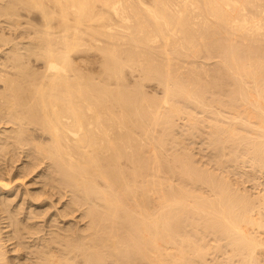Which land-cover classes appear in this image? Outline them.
<instances>
[{"label": "bare ground", "instance_id": "6f19581e", "mask_svg": "<svg viewBox=\"0 0 264 264\" xmlns=\"http://www.w3.org/2000/svg\"><path fill=\"white\" fill-rule=\"evenodd\" d=\"M148 1L0 0V14L8 17L11 27L12 24L21 23L23 16L29 23L32 19L30 13L35 9L39 10L36 12H40L42 24L46 25L43 30L37 28L42 32L37 33L33 29L34 35H41H36L39 38L37 42L33 40L38 48L30 49L31 53L38 55L37 58L44 59V71L36 72L25 66L23 63L26 60L20 56L21 52L16 53V47H20L16 45L15 50L10 48L14 50V59L19 61L18 69L6 72L10 67L6 65L7 70L0 72V154L4 149L21 147L27 149L26 157L32 155L39 158L41 154L46 156V160L48 157L54 173L59 174L58 179L70 186L72 201L77 205H87L82 206L86 207L85 216L89 217L88 224L84 221L87 227L84 224L82 228L85 226V229L80 226L81 230L79 227L77 230L73 224L75 229H68L67 226L65 229L64 223L62 227L56 222L65 230L53 228L51 230L55 229V233L49 232L51 235L42 236L39 240L34 236L38 240L34 244L35 247L38 244L33 254L36 260H29L27 264H262L264 260V194L257 193L258 197L254 198V195L251 198L249 191L243 188L240 191V186L236 189L232 184L234 182L228 181L227 174L230 172L226 173L224 167L219 168L225 171L227 178L223 173L219 172L222 176L218 177L215 171L216 175L209 172L214 166L208 170L203 166L197 167L192 155L194 152L191 150V153L188 148L186 150L188 145L185 147L183 139L173 140L180 145L169 151L170 147L166 146L167 134L156 136L158 133L154 135L150 130L153 125L158 129L157 124H163L168 133L173 129V124L177 125L174 123L175 117L181 115H187L195 130L200 119L194 117L190 109L187 111L183 107V104L192 105L210 114L207 116L209 125L205 126L210 127L207 131L215 143L212 145L219 146V152L227 150L230 153L233 150L236 156L244 149L251 162L249 168L245 167L249 170L253 169H250L254 166L252 164H264V0ZM21 7L26 9V14L21 13L23 9L19 11ZM55 21L61 30L64 29L63 34L56 35L54 32L60 30L54 29L57 27V24L53 25ZM95 23L99 24L98 28ZM83 24L88 25L82 29ZM13 27L16 29L15 25ZM84 34L91 36L90 40L99 39L97 35L102 36V42L95 43L104 58V62L99 63L102 71H96L100 72L98 75L94 71L90 74L84 72L82 66L79 67L81 56H77L80 53L74 56L75 52L85 50L88 44L82 42ZM258 39L262 41L256 42L260 41ZM16 41L21 43L23 40ZM140 45L143 46L142 51L139 50ZM202 49L216 52L219 56L217 67H214L215 64L213 66L219 72L212 69L218 73L212 81L213 85L209 81L215 77L209 80L204 74L212 67L205 66L206 69L202 65L197 66V63L190 65V58L194 59ZM23 50L27 51L28 56V49ZM76 57L80 60L79 64L74 61ZM29 59L32 60L31 57ZM127 66L134 67L136 71L142 69L141 78L144 81L157 78L164 84L165 95L161 97L162 100L159 99L160 104L147 97L144 91L139 90V98L136 97L138 94L135 96L132 93L131 86L127 90L122 85L126 74H123V70ZM114 81H117V86L112 85ZM125 85L129 87L127 83ZM141 85L144 86V83ZM207 87L211 90L213 88L209 87H217L225 96L220 95L223 99L219 97L218 100L211 95L216 98L215 102H208L204 98ZM208 98L211 99L210 95ZM218 106L222 111L218 110L221 109ZM212 145L206 147L211 150ZM214 150L217 151L213 148L210 154H215ZM228 152L223 154L227 155ZM205 156H202V160ZM228 157H232L231 154ZM241 158L235 160L243 162ZM248 158L244 157L243 160ZM232 161L229 164H233ZM35 163L30 165L35 168ZM49 173L45 174L46 177ZM172 175H176L178 180L173 179ZM1 181V185L6 187L4 180ZM54 184L57 187L58 182ZM9 229L4 228L6 232ZM3 232L0 233V264H14L11 259L6 261L8 247L4 249L5 245H2L1 240H5L1 236ZM9 234H6L7 238ZM12 236L13 242L17 236L14 240ZM31 239L33 236H30ZM12 244L14 246V242ZM26 247L30 251L33 248H29V244ZM21 251L17 252L22 255ZM19 254L14 257L20 258ZM23 261L19 264H25Z\"/></svg>", "mask_w": 264, "mask_h": 264}, {"label": "rangeland", "instance_id": "374dc122", "mask_svg": "<svg viewBox=\"0 0 264 264\" xmlns=\"http://www.w3.org/2000/svg\"><path fill=\"white\" fill-rule=\"evenodd\" d=\"M148 2H150V1H148V0H146V3H148ZM99 6V5H98ZM97 6V7H98ZM24 11H23V10ZM97 9H99V7L97 8ZM21 10H22V12H21ZM25 8H23V7H21L20 8V12L22 13V14H26V12H25ZM36 11H39V10H37V9H35V10H32L31 11V18L32 19H30L29 20V23H28V20L26 21V17H24L23 16V20L21 21V23H19V24H12V27H11V25H10V21L7 19L8 17H5V15H1L0 14V62H4L3 64L2 63H0L1 65V67H0V72L2 71V72H5V70H7V67H6V65H8V70L6 71V72H9L10 70H12L11 72H14V71H16V69H18V68H16L17 67V65H18V62L19 61H16V59H14L15 57V53H13L14 52V50L16 49V51L18 50V52H16V53H20L21 52V54H20V56H22V57H24V59L26 60L25 62H24V59L23 58H21V61H22V59H23V61L22 62H24L23 64L25 65V66H27L30 70H32L33 69V71H36V72H42V71H44L43 69H45L46 68V64H45V61H44V59L43 58H41V57H39V58H37L38 57V55L37 56H35V54H34V52L33 53H31V50L33 51V49H35V47H37L38 48V46L36 45L37 43H34V41H38V35L40 34L41 35V33H39V34H36L35 33V35H34V32L35 31H37V33H38V29L40 28V30L42 29H44L45 27H46V25L43 23L42 24V22H43V19H42V16H41V14H40V12H36ZM25 12V13H24ZM34 19H36V20H34ZM32 20H34L33 22H32ZM6 22V23H5ZM26 22V23H25ZM56 22V23H55ZM54 23H53V25L55 26L56 24V26L57 27H55L54 29H60V26L58 25V22L57 21H55ZM21 24V25H20ZM24 24V25H23ZM97 23H95V25H96ZM2 25V26H1ZM15 25V28L16 29H14V26ZM17 25V26H16ZM86 25H88V24H83V25H81V28L82 29H84L85 28V26ZM94 25V26H95ZM98 26L96 27V28H98L99 27V24H97ZM20 26V27H19ZM25 26H28V27H25ZM43 26V27H42ZM24 27V28H23ZM32 27V28H31ZM59 27V28H58ZM13 28V29H12ZM35 28V31H33V29ZM38 28V29H37ZM6 29V30H5ZM27 29V30H26ZM2 30H5V31H3V34L1 33L2 32ZM63 30L64 29H60L59 31H54L55 33H56V35H61V32H62V34L65 32H63ZM14 31V32H13ZM25 31V32H24ZM8 32V33H7ZM22 32V33H21ZM39 32H42V31H39ZM6 33H7V36H6ZM21 33V34H20ZM24 33V34H23ZM54 33V34H55ZM57 33H59V34H57ZM5 34V35H4ZM23 35L22 37L20 36V35ZM33 34V35H32ZM37 35V36H36ZM39 35V36H40ZM2 36V37H1ZM5 36V37H4ZM31 36V37H30ZM88 38H87V37ZM34 37H36V38H34ZM89 37H91V36H89L88 34H84V39L82 40V42L84 43V45H86L85 43H88L87 45H86V48H85V50L84 49H81V50H79L80 52H75V54H74V56L76 55H78V53H80L77 57H79V56H81L80 57V60H81V65H79V67L80 66H82V70H85L84 72H95L96 73V71H99V70H101V69H99L100 67H99V63H101V62H104V60H102V59H104L102 56V53L100 52V50L98 51V49L95 47V45L96 44H98V42L100 43V42H102V40L100 41V39H102L101 37V35H97V37H99V39H94L95 41L96 40H98V41H94L92 38H91V40H90V38ZM5 38V39H4ZM16 38V39H15ZM23 38V39H22ZM34 38V39H33ZM38 38V39H37ZM23 40L21 43L19 42V41H16V40ZM25 39H27L28 41H30L31 40V42H27V40L25 41ZM36 39V40H35ZM85 39H86V41H85ZM87 39H89V40H87ZM34 40V41H33ZM258 40H260V41H256V42H261L262 41V39H258ZM13 41H15V44H14V42ZM89 41V42H88ZM92 41V42H91ZM4 42V43H3ZM16 42H17V44H16ZM26 44H25V43ZM90 42L92 43V44H90ZM94 42V43H93ZM10 43V44H9ZM18 43H20V44H18ZM30 43H32L31 45H30ZM33 43H34V45H33ZM96 43V44H95ZM13 44V45H12ZM16 45L17 46H20L19 47V49H18V47H16ZM22 45V46H21ZM29 46L28 48H27V46ZM24 46V47H23ZM95 47V49H94V47ZM13 48L14 49V47H16L13 51L11 50V48ZM26 47V48H25ZM31 47V48H30ZM143 46H139V50H143V48H142ZM90 48V49H89ZM141 48V49H140ZM10 49V50H9ZM22 49H28V56L26 55L27 53V51L25 52L24 50L23 51H21ZM31 49V50H30ZM7 50V51H6ZM205 51V52H203V51ZM201 50V52H198V54H197V56H194V59H193V57L192 58H190V65H191V63H194V64H196L197 66H203L204 68H206L207 69V67L208 66H210V67H212L211 69H207V74L206 73H204L205 74V77L208 79L209 78V80H210V78L211 77H215L214 79H212L211 78V80L209 81V82H211L212 83V81H214L216 78H217V75L216 74H218L217 72H219V71H217L218 69H215L216 67H217V62H216V60H218V57L219 56H217L218 55V53H216V52H207L205 49H202ZM30 51V52H29ZM84 51V52H83ZM99 53H98V52ZM23 52H25V53H23ZM203 53H206L207 55H204ZM209 53V54H208ZM213 54V56H211L212 54ZM9 54V56L7 57V55ZM13 54V55H12ZM202 54V55H201ZM215 54H216V56H215ZM11 55V56H10ZM25 55V56H24ZM31 55V56H30ZM26 57V58H25ZM29 57H31V59L32 60H30L29 59ZM77 57H76V59L74 58V61L76 60V63L78 62V64L80 63V60H79V58H78V60H77ZM84 57V58H83ZM100 57V58H99ZM196 57H199V58H197L198 60H200V61H202V62H198V60H196ZM203 57V58H202ZM206 57V58H205ZM209 57V58H208ZM7 58H9V60L7 59ZM10 58H13V59H11L10 60ZM28 58V59H27ZM34 58V59H33ZM7 59V60H6ZM37 59H39V60H37ZM82 59H84V60H82ZM28 60V61H27ZM192 60V61H191ZM205 60V61H204ZM210 60V61H209ZM16 61V62H15ZM44 61V62H43ZM197 61V62H196ZM6 62V63H5ZM7 62H8V64H7ZM203 62H205V63H203ZM10 63V64H9ZM12 63V64H11ZM14 63V64H13ZM16 63V64H15ZM30 63V65H31V67H30V65L28 66V64ZM32 63V64H31ZM189 63V62H188ZM210 64V65H208V64ZM43 64H45V67L43 66ZM77 64V65H78ZM193 64V65H194ZM213 64V65H212ZM214 64H215V66H214ZM3 65V66H2ZM16 65V66H15ZM34 66V67H33ZM100 66H102L103 67V64H101ZM201 66V67H202ZM205 66H207V67H205ZM213 66L215 67V68H213ZM4 67V68H3ZM210 67H208V68H210ZM6 68V69H5ZM11 68V69H10ZM13 68V69H12ZM35 68V69H34ZM36 68H37V70H36ZM128 68V69H127ZM127 68H125V70H123V74L124 73H126L124 76H123V80L125 79V83L123 82L122 83V85L127 89V90H129L130 89V86H131V91H132V93L136 96L137 94V96L136 97H139L140 98V95L141 94H139V90H141L146 96L148 95V96H150L149 98H151L153 101H155L156 100V104H160L161 103V101L160 100H162V98L164 97L163 95H165V88L163 87L164 86V84H162V82H160L157 78H151L150 80L149 79H147V81H144L143 80V78H141V77H143L142 75H143V70L142 69H138L137 71H136V69L134 68H130V66L128 67L127 66ZM15 69V70H14ZM40 71H39V70ZM215 69L217 72H213V70ZM4 70V71H3ZM14 70V71H13ZM127 70V71H126ZM128 70H129V72H128ZM131 70V71H130ZM142 70V71H141ZM208 70H210V71H208ZM214 70V71H215ZM102 71V70H101ZM124 71H126V72H124ZM86 72V73H87ZM133 72H135V73H133ZM139 72V73H138ZM142 72V73H141ZM209 72H212L213 73V75H210V74H212V73H210L209 74ZM94 73V74H95ZM100 73V72H99ZM99 73H96L97 75L99 74ZM141 73V74H140ZM215 73V74H214ZM90 74V73H89ZM133 74V75H132ZM140 74V75H139ZM136 75V76H135ZM140 77V79L138 78V76ZM210 75V76H209ZM132 76V77H131ZM208 76V77H207ZM127 77V78H126ZM97 78H99V77H97ZM131 79V80H130ZM142 79V80H141ZM153 79H156V80H153ZM137 80H139V82L137 81ZM149 80V81H148ZM130 81V82H129ZM151 81V83H149ZM160 82V83H159ZM0 83H1V81H0ZM116 83V84H115ZM128 84L129 85V87L127 86V85H125V84ZM137 83V84H136ZM139 83H140V85L141 84H143L144 83V86L143 85H139ZM135 84V85H134ZM147 84V85H146ZM159 84V85H158ZM112 85H114V86H117L118 85V83H117V81H114V83L112 82ZM134 85V86H133ZM162 85V86H161ZM211 85H213V83L211 84ZM133 86V87H132ZM135 86H136V88H135ZM140 86V87H139ZM158 86V87H157ZM210 86V85H209ZM134 88V89H133ZM209 88H213L212 90L211 89H208V87H207V90H205L204 89V98H205V100L207 101L208 100V102L210 101V100H213V101H211V102H215L214 101V99H216V98H218V100H219V97H221L222 99H223V97L225 96V94L224 93H221V91L219 92L218 90H217V87H209ZM214 88H216L215 90L216 91H213L214 90ZM144 89V90H143ZM134 90H135V92H134ZM137 90V91H136ZM140 91V92H141ZM164 91V92H163ZM208 91V92H207ZM206 92V93H205ZM209 92H211V94H209ZM216 92H217V94H216ZM219 92V93H218ZM214 95H213V94ZM218 95V96H216V95ZM160 97H159V96ZM162 95V96H161ZM207 95V96H206ZM210 95V98L211 99H209L208 98V96ZM211 95L212 96H215V97H211ZM220 95H222V96H220ZM147 96V97H148ZM162 97V98H161ZM208 98V99H207ZM160 99V100H159ZM221 99V100H222ZM159 100V101H158ZM160 102V103H159ZM154 103V102H153ZM188 106H190V107H188ZM183 107H185L184 109H188L187 111H190L192 114H194V117H196V118H199L200 119V124H199V128L197 129H193L192 127H191V121L189 120V118L187 117V115L185 116V115H181V116H177V117H175V119H174V123H177V125L176 124H173V129L172 130H170L168 133H171V134H168V133H166L165 132V126H163V124H157V128L159 129H155L156 128V125H153L152 127H151V131L154 133V135H156L157 133V135L156 136H161V135H164V136H166V134H167V137H166V139H168L167 140V148H168V146L170 147V148H168V150L170 149H173L175 146H179L180 144H176V143H174V141L173 140H175L176 141V139H177V141L178 140H184L185 141V147L188 145V147H186V150H187V148H188V151H190L191 153H192V151L195 153H192V155H193V157H195L194 158V163H195V165H197V167L198 166H200V167H202L203 166V169H207V168H209V167H213L214 166V168H213V170L211 169L209 172H211L212 174H219V175H217L218 177H221L222 175V173H223V175H225V177L224 178H229L228 179V181L229 182H234V183H232V184H235V185H233L236 189H237V187L238 186H240V188L238 187V189L241 191V189L242 190H246V191H249V193H248V196L250 195V197L251 198H253L252 196H254L255 195V197L254 198H256V194L258 193V195H260L259 193H261V195H263L264 193H262V191H264V167L262 166V165H264V164H252V165H254L253 167H250V169L251 168H253V169H251V170H249V169H246L245 167H247V168H249V166H250V158H248V156H247V152L243 149V151L241 152V154H239V155H236L235 156V154H237L235 151H231L230 149H228V150H230V153L227 151V150H225V152L227 153H229V154H231V156L232 157H228L229 156V154H223V153H225V152H223L222 153V151L220 150V152H219V150L217 149L218 147H217V145H216V147H214L215 145H212V144H215L214 143V141H212L211 140V134L208 132L210 129V127L209 126H205V125H209V120H208V115H210V114H207V112L206 111H203L202 112V110L201 109H199V108H195L194 106H192V105H185L184 106V104H183ZM218 107H220L221 108V106H218ZM163 108V107H162ZM192 108V109H191ZM195 108V109H194ZM190 109V110H189ZM196 109H197V111H196ZM194 110H195V112H194ZM198 110H200V111H198ZM218 110L220 111H222V108L221 109H219L218 108ZM187 114V113H186ZM197 114V115H196ZM201 114V115H200ZM205 114H206V116H205ZM202 115H204V116H202ZM200 116V117H199ZM208 116V117H207ZM179 117V118H178ZM180 117H181V120H180ZM182 117H185L184 119L182 118ZM204 117V118H203ZM176 119H177V121H178V119H179V123L176 121ZM206 119H207V121H206ZM186 120V121H185ZM181 121H184L183 123L181 122ZM187 122V126L185 125V123ZM205 122H207V123H205ZM189 124V125H188ZM176 125V126H175ZM179 125L181 126L180 128H178L179 127ZM182 125H184L183 126V128H182ZM158 126H160V127H158ZM161 126H162V128H161ZM185 126H186V129H185ZM188 126H189V128H188ZM176 127H177V129H176ZM203 127V128H202ZM209 127V128H208ZM153 128V129H152ZM164 128V129H163ZM182 128V129H181ZM202 128V129H201ZM207 128V129H206ZM162 129H163V131H162ZM176 129V130H175ZM188 129H189V131H188ZM190 129H191V131H190ZM205 129V130H204ZM176 132L175 134H174V131ZM179 130H181V131H179ZM194 132H193V131ZM197 130H198V132H197ZM208 130V131H207ZM154 131H156V132H154ZM171 131H173V132H171ZM182 131H183V133H182ZM202 131H203V133H202ZM205 131V132H204ZM163 132H165V133H163ZM178 132H180V133H178ZM187 132H188V134L190 135H188L187 134ZM206 132H208V133H206ZM156 133V134H155ZM163 133V134H162ZM184 133L185 134H187V135H184ZM191 133V134H190ZM196 133L198 134L197 136H196ZM202 133V134H201ZM205 133V134H204ZM177 134H179V136H176ZM183 134V135H182ZM207 134V135H206ZM171 135H173L172 137H171ZM205 135V137H202V136H204ZM170 136V137H169ZM176 136V137H175ZM184 136H186V138L184 137ZM188 136H189V138H188ZM193 136V137H192ZM195 136V137H194ZM200 136H201V138H200ZM175 139H174V138ZM181 137H184V138H181ZM199 137V138H198ZM172 138V139H171ZM179 138V139H178ZM203 138V139H202ZM205 138V139H204ZM169 139H170V141H169ZM196 139V140H195ZM172 140V141H171ZM194 140V141H193ZM211 140V141H210ZM187 141V142H186ZM190 141V142H189ZM192 141V142H191ZM201 141V142H200ZM170 142V143H169ZM172 142H173V144H172ZM200 142V143H199ZM190 143V144H189ZM192 143V144H191ZM194 143V144H193ZM171 144H172V146H171ZM176 144V145H175ZM196 144V145H195ZM210 145H212L211 147H212V149L211 150H209L210 148H208ZM191 146V147H190ZM206 146H208V147H206ZM11 148V147H10ZM10 148L8 149V150H3V154L1 153L0 154V177H1V179H0V207H4V209L6 208V210H5V212L3 211L4 209H1L0 208V225H1V227H0V233H2L3 231L5 232H3L4 234L2 235L1 234V236H4V238L2 237V239H5V240H1V242H3L2 243V245H5L4 246V249L5 248H7L6 249V256L8 257V259H6V261L7 260H9V259H11L10 261H12L14 264H19V262L20 261H23L22 263H25V264H27V262L30 260V262H34L36 259V257H34V256H36V255H33L34 254V252L36 253V251H34V249L35 250H37V248H38V244L36 245V247H35V243H38L37 241L40 239V237H42V236H47V235H51V234H53V233H55V229H57V227H58V229L59 230H61V231H64L65 229H66V226H67V228L69 227V228H71L72 227V229H77L78 230V227H79V230H81V228L83 227V225L85 224V226L87 227V225H86V223L88 224V219H89V217H87V215L85 216V210H86V207H87V205H84V204H82V205H84V206H86V207H84V206H82V205H77V204H75L73 201H72V196H73V193H72V191H71V189H70V186L68 187V185L67 184H65V183H62L58 178H59V174H58V172H55L54 173V171H53V169H54V167L52 166V165H50L51 163H49L50 161H49V158L47 157V159L48 160H46V156L45 155H43V154H41L40 155V159H41V161H38V159L39 158H35V157H31L30 155H28V157H26V155H27V152H26V150L27 149H25V148H21V147H19V149H18V147H15V149L14 148H11V150H10ZM16 148H17V150H16ZM205 149V150H203V149ZM213 148H215L217 151H218V154L216 153L217 151H215V154L217 155V156H215V154L214 153H211L210 154V152H213ZM12 149H13V151H12ZM22 151H21V150ZM24 149V150H23ZM220 149V148H219ZM227 149V148H226ZM15 150V151H14ZM169 150V151H170ZM192 150V151H191ZM209 150V151H208ZM12 151V152H11ZM17 151H19V152H17ZM24 151V152H23ZM5 152V153H4ZM10 152V153H9ZM26 152V153H25ZM232 152V153H231ZM246 152V153H245ZM8 153H9V155H8ZM22 153H23V155H22ZM199 153V154H198ZM204 153H206V154H204ZM245 154V155H243V154ZM7 154V156H5ZM18 154V155H17ZM204 154V155H203ZM226 155V156H221V155ZM14 157H13V156ZM16 155V156H15ZM195 155H197V156H195ZM207 157H206V156ZM234 155V156H233ZM1 156H3V157H1ZM31 157V159H30V157ZM45 158H44V157ZM202 156H205L204 158H203V160H202ZM213 156H215L214 158H217L216 160H214V158H213ZM219 156V157H218ZM7 157V158H6ZM8 157H9V159H8ZM26 157V158H25ZM196 157H198V158H196ZM226 157V158H225ZM241 157H243V158H241L242 160L241 161H243V162H245V161H247L246 163H244V164H241V163H243V162H239V161H236V160H240V158ZM244 157L245 158H248L247 160H243L244 159ZM6 160H5V159ZM205 158H206V160H205ZM213 158V159H212ZM235 158H236V160H235ZM28 159V160H27ZM34 159V160H33ZM39 159V160H40ZM196 159H198V160H196ZM222 159V161H220ZM224 159H227L228 160V162H225L224 161ZM30 160H31V162H32V160L33 161H35V162H37V165L35 166V168L34 167H32L30 164H36L35 162H30ZM205 160V161H204ZM220 161V162H218L217 163V161ZM226 160V161H227ZM231 160H233L232 161V163L233 164H229V162L231 161ZM4 161V162H3ZM10 161V162H9ZM45 161V162H44ZM47 161V162H46ZM49 161V162H48ZM202 161V162H201ZM7 162V163H6ZM43 162H44V164H43ZM204 162H206L205 164H204ZM212 162H215L216 164H217V167H216V164L215 163H213L212 164ZM237 162V163H236ZM15 163V164H14ZM45 163H47V164H45ZM197 163V164H196ZM201 163V164H200ZM219 163H220V166H218L219 165ZM222 163V164H221ZM240 163V164H239ZM14 164V165H13ZM210 164V165H209ZM225 164V165H224ZM249 164V165H248ZM6 165V166H5ZM24 165H26L27 167H29V165H30V167H31V169H30V167H29V169H28V171H27V167L25 166L24 167ZM50 167H49V166ZM221 165H222V167H221ZM235 165V166H234ZM244 167H243V166ZM262 168H260L259 166ZM10 166V167H9ZM48 166V168H46ZM52 166V167H51ZM208 166V167H207ZM237 166V167H236ZM242 166V167H241ZM4 167H5V169H4ZM9 167V168H8ZM14 167V168H13ZM38 167V168H37ZM43 167H45V168H43ZM223 168L225 171H226V173H229V174H227V177H226V173H225V171L224 170H222V169H220V168ZM233 167V168H232ZM257 167V168H256ZM260 169H259V168ZM12 168V169H11ZM25 168H26V170H25ZM53 171H51L50 169ZM216 168V170H214ZM232 168V169H231ZM240 168V169H239ZM242 168H243V170H242ZM244 168H245V171H244ZM256 168V169H255ZM43 169H45V171L43 170ZM49 171H48V170ZM202 169V168H201ZM205 169V170H206ZM220 169V170H219ZM230 169V170H229ZM235 169V170H234ZM255 169V171H253ZM258 169V170H257ZM13 170V171H12ZM27 171L26 173H25V171ZM30 170H32V171H30ZM208 170V169H207ZM240 170V171H239ZM38 171V172H37ZM44 171V172H43ZM51 171V173H49ZM214 171H215V173H214ZM218 173H217V172ZM247 171V172H246ZM6 172V173H5ZM10 172V174H7V173H9ZM14 172V173H13ZM23 172V173H22ZM46 172V173H45ZM221 174H220V173ZM246 172V173H245ZM25 173V174H24ZM48 173H49V176L50 175H52V176H50V178H49V176L48 177H46L47 175H48ZM54 173V174H53ZM225 173V174H224ZM243 173V174H242ZM44 174V175H43ZM45 174H47V175H45ZM165 174H167L168 175V173L166 172ZM215 174V175H216ZM7 175H9V176H7ZM54 175H55V178H57V179H55L54 178ZM171 175V174H170ZM221 175V176H220ZM228 175H230V176H228ZM56 176H58V177H56ZM45 177V178H44ZM174 177V178H173ZM242 177V178H241ZM3 178V179H2ZM15 178V179H14ZM172 178L173 179H175V180H178V178H177V176L175 175V176H173L172 175ZM223 178V177H222ZM230 178L231 179H233V180H231L230 181ZM8 179V180H7ZM11 181H10V180ZM51 179H53V180H51ZM242 179V180H241ZM1 180H4L3 182V184H6L7 186V188L5 187V186H3V185H1L2 183V181ZM5 180H6V182H5ZM44 180H45V182H44ZM48 180L50 181V182H48ZM175 180H174V182H175ZM235 180V181H234ZM241 182H239V181ZM47 181V182H46ZM11 182V183H10ZM58 182V184H57V187L55 186L56 184H54V183H57ZM177 182H180V181H177ZM235 182H237V183H235ZM42 183V184H41ZM47 183V184H46ZM51 183H53V184H51ZM61 183V184H60ZM239 183V185H236V184H238ZM8 184H10V185H8ZM1 186H3V187H1ZM10 186V187H9ZM45 186V187H44ZM47 186V187H46ZM59 186V187H58ZM61 186H63V187H61ZM65 186V187H64ZM43 187V188H42ZM56 187V188H55ZM45 188V189H44ZM48 188V189H47ZM68 188V189H67ZM6 189V190H5ZM47 189V190H46ZM58 189V190H57ZM61 189V190H60ZM248 189V190H247ZM46 192H45V191ZM68 190V191H67ZM40 191V192H39ZM252 193H251V192ZM52 192V193H51ZM55 192V193H54ZM244 193V192H243ZM50 194H52V195H50ZM70 194H72V195H70ZM246 194V193H245ZM39 195V196H38ZM41 195V196H40ZM35 196V197H34ZM70 196V197H69ZM44 197V198H43ZM58 197H60V198H58ZM72 197V198H71ZM258 197V196H257ZM2 198V199H1ZM5 198V199H4ZM40 198V199H39ZM46 198V199H45ZM52 199V200H51ZM46 200V201H45ZM44 201V202H43ZM71 201V202H70ZM2 202V203H1ZM5 202V203H4ZM37 202V203H36ZM47 202H48V204H47ZM52 202V203H51ZM54 202V203H53ZM71 203V205H70V203ZM41 203V204H40ZM74 203V204H73ZM30 206H29V205ZM67 204H68V206H67ZM1 205H3V206H1ZM5 205V206H4ZM33 205V206H32ZM74 207H73V206ZM72 206V207H71ZM76 207V208H75ZM81 207H82V209H81ZM48 208V209H47ZM69 208H71V209H69ZM77 208H78V210H77ZM62 209V210H61ZM67 209V210H66ZM69 209V210H68ZM25 210V211H24ZM49 210V211H48ZM65 210V212H63ZM70 210H73V212L71 213V211ZM262 210H263V212H264V208H262ZM67 211L69 212V214L67 213ZM24 212V213H23ZM62 214H61V213ZM56 213V214H55ZM60 213V214H59ZM64 213V214H63ZM67 213V214H66ZM83 213V214H82ZM6 214V215H5ZM9 214V215H8ZM21 214V215H20ZM50 214V215H49ZM52 214V215H51ZM10 215H12V216H10ZM58 215V217L61 215V217H59V219H58V217H57V219H58V221H57V219H56V216ZM63 215V216H62ZM65 215V216H64ZM67 215H69V216H67ZM7 216H9L8 218H7ZM50 216V217H49ZM5 217V218H4ZM38 217V218H37ZM62 217H64V218H62ZM2 218V219H1ZM9 218H11V219H9ZM24 219V221H22L21 222V220H23ZM33 218V219H32ZM55 218V219H54ZM72 218V219H71ZM88 218V219H87ZM39 219V220H38ZM61 219V220H60ZM65 219V220H64ZM80 219V220H79ZM8 220H12V221H14V222H10V221H8ZM17 220V221H16ZM26 220H27V222H26ZM32 220V221H31ZM52 220H53V223H55V225L53 226V223H52ZM61 222H60V221ZM20 221V222H19ZM30 221V223L32 224H30V223H28ZM86 223H85V222ZM2 222H4V223H2ZM8 222V223H7ZM9 222H10V224H9ZM36 223V225H38V226H36L35 225V223ZM40 222V223H39ZM46 222H47V224H49L48 226H50V227H48L47 226V224H46ZM56 222H58L59 223V225H61L62 226V224L64 225V228L65 229H63L61 226L59 227V226H57V224L58 223H56ZM81 222V223H80ZM20 223L22 224V225H20ZM4 224H5V226L8 224L9 226H6V227H8V228H10L9 229V231L8 232H6L5 230L7 229L8 230V228H6V227H4ZM14 224V225H13ZM30 224V225H29ZM43 224H45V226L43 225ZM66 224V225H65ZM69 224H71V225H69ZM76 225V227L74 228V226ZM10 225H12L11 227H10ZM15 225H16V227H15ZM30 227H28V226ZM34 225V226H33ZM39 225H40V227H39ZM25 228H24V227ZM28 228H27V227ZM42 226H44V227H46L45 229H44V227H42ZM80 226H81V228H80ZM84 226V228H82V229H85L86 227ZM18 227V229L16 230V228ZM22 227V228H21ZM32 227H36V228H32ZM3 230H2V229ZM4 228H5V230H4ZM38 228V229H37ZM42 228H43V230H45V231H43L42 230ZM53 228H55L54 230H51V229H53ZM68 228V229H69ZM15 231H14V230ZM19 229H21V230H19ZM25 229V230H24ZM28 229H30V231L28 230ZM32 229H34V230H32ZM40 229V230H39ZM48 229H50L49 231H48ZM2 230V231H1ZM13 230V231H12ZM19 230V231H18ZM22 230H23V232H25V231H27V232H25V236L23 235V232H22ZM22 233H21V232ZM39 231H42V232H40L39 233ZM10 232V234L11 233H13V234H9L10 236H12V238H13V240H14V237H15V235L17 236V237H19V238H22V239H19V238H17V237H15V240L13 241L14 242V246H13V242H12V239H11V237L9 238H7V236L8 235H6V234H8ZM18 232V234L19 233H21V234H19V236H18V234H15V233H17ZM33 233L32 235L31 234H27V233ZM39 234H38V233ZM46 232H48V233H46ZM49 232L51 233V234H49ZM53 232V233H52ZM68 232H70V230H68ZM35 233L39 236L40 234H41V236H39V238H38V236L37 235H35ZM44 233H46V235H43ZM27 234V235H26ZM5 235H6V238H5ZM23 235V236H22ZM29 235V236H28ZM264 235V234H263ZM21 236V237H20ZM26 236H28V237H26ZM30 236H31V238H32V236H33V239H35L34 238V236L36 237V239H38V240H33V239H31L30 240ZM210 237V236H209ZM17 239H18V242H17ZM8 240V241H7ZM27 242H26V241ZM30 240V241H29ZM11 241V242H10ZM21 243H20V242ZM34 242L33 243V245L31 244L32 242ZM5 242V243H4ZM18 244H17V243ZM22 242H23V244H22ZM29 244V248H31V246L33 247V248H31V251H30V249H28V247H26V246H28V244ZM26 246H25V245ZM31 244V245H30ZM16 246H18L17 248H16ZM11 247H13V248H11ZM15 247V248H14ZM22 247V248H21ZM23 247H24V249H23ZM9 249V250H8ZM14 249H16V250H14ZM20 249V250H19ZM264 249V248H263ZM22 250V251H21ZM23 250H24V252L25 253H23ZM28 252H27V251ZM9 251V252H8ZM15 251V252H14ZM19 251H21V253H22V255L21 254H19L18 252ZM30 251V252H29ZM8 252V253H7ZM33 252V253H32ZM263 252H264V250H263ZM263 252H262V254L261 255H263ZM16 254V256H15V254ZM19 254V256L18 257H20V258H15V257H17V255ZM28 254H30L29 256H28ZM21 255V256H20ZM23 255H25V257L23 256ZM15 256V257H14ZM30 256H31V258H30ZM12 257V258H11ZM23 258H26V260L25 259H23ZM34 258V259H33ZM261 258H262V256H261ZM16 259H18V260H20V261H18L17 262V260ZM23 259V260H22ZM28 259V260H27ZM34 260V261H33ZM9 264V263H8ZM11 264V263H10ZM21 264V263H20ZM262 264H264V260L262 261Z\"/></svg>", "mask_w": 264, "mask_h": 264}]
</instances>
